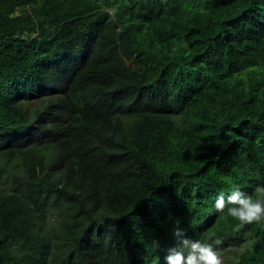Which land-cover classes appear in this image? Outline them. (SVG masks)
Wrapping results in <instances>:
<instances>
[{"label":"trees","instance_id":"16d2710c","mask_svg":"<svg viewBox=\"0 0 264 264\" xmlns=\"http://www.w3.org/2000/svg\"><path fill=\"white\" fill-rule=\"evenodd\" d=\"M261 185L264 0H0V264H264Z\"/></svg>","mask_w":264,"mask_h":264},{"label":"clouds","instance_id":"9594fccd","mask_svg":"<svg viewBox=\"0 0 264 264\" xmlns=\"http://www.w3.org/2000/svg\"><path fill=\"white\" fill-rule=\"evenodd\" d=\"M214 208L218 213H226L240 223L264 221V185L256 189L255 195L234 186L217 196ZM180 224L181 221L176 219L173 229L176 244L169 249L166 264H224L218 247L220 240L187 238ZM151 247L157 251L160 242L154 240Z\"/></svg>","mask_w":264,"mask_h":264},{"label":"rangeland","instance_id":"374dc122","mask_svg":"<svg viewBox=\"0 0 264 264\" xmlns=\"http://www.w3.org/2000/svg\"><path fill=\"white\" fill-rule=\"evenodd\" d=\"M221 255H222V257H223V261L225 262V258H226V256H227V253L224 252V253H222Z\"/></svg>","mask_w":264,"mask_h":264}]
</instances>
